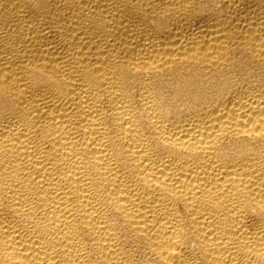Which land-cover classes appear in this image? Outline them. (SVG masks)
I'll use <instances>...</instances> for the list:
<instances>
[{"label":"bare ground","instance_id":"6f19581e","mask_svg":"<svg viewBox=\"0 0 264 264\" xmlns=\"http://www.w3.org/2000/svg\"><path fill=\"white\" fill-rule=\"evenodd\" d=\"M0 264H264V0H0Z\"/></svg>","mask_w":264,"mask_h":264}]
</instances>
